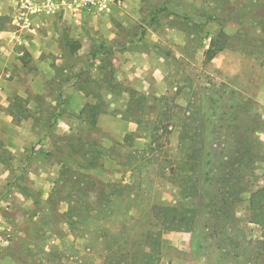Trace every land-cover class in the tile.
<instances>
[{
	"label": "rangeland",
	"instance_id": "374dc122",
	"mask_svg": "<svg viewBox=\"0 0 264 264\" xmlns=\"http://www.w3.org/2000/svg\"><path fill=\"white\" fill-rule=\"evenodd\" d=\"M136 1L138 7L120 16L115 10L107 25L87 19L73 31L52 20L12 26L14 11L0 19L10 32L0 34V264H236L232 247L216 248L204 198L205 176L223 140L211 99L221 86L237 89L256 101L264 122V0H203L205 38L200 30L177 49L162 29L161 50L148 49L155 60L163 58L165 89L150 75L145 83L126 78L113 64L119 87L102 91L99 63L90 59L94 47L115 38L116 50H143V30L153 18L156 27L172 24L169 12L186 21L179 14L182 0ZM220 32L226 48L205 63L202 50ZM68 41L80 44L77 52ZM190 48L187 59L169 52ZM79 73V83L107 104L94 127L81 114L92 99L73 84ZM59 95L67 99L65 111L50 123ZM257 138L254 181L262 187L264 124ZM17 177L30 194L7 186ZM248 198L242 197L237 220L226 230L234 241L261 237ZM160 206L194 207L198 226L194 232L161 231L157 254L147 237L161 229ZM195 235L203 248L192 251Z\"/></svg>",
	"mask_w": 264,
	"mask_h": 264
},
{
	"label": "trees",
	"instance_id": "16d2710c",
	"mask_svg": "<svg viewBox=\"0 0 264 264\" xmlns=\"http://www.w3.org/2000/svg\"><path fill=\"white\" fill-rule=\"evenodd\" d=\"M160 10V9H158ZM160 11H163L162 9ZM154 21V18L151 22ZM223 33H218L210 39L209 46L204 52V62H211L218 53L222 52L226 46ZM72 52H77L80 44L76 41H68ZM115 48L106 43H100L91 51V61L97 62L98 70L102 77V83L105 84L102 91L113 93L119 87L114 79V65L112 57ZM82 73H79L76 81L77 89L89 97L91 102H86L81 109V114L85 115V120L89 126H96L99 115L105 112V101L101 93H94L91 89L79 83ZM89 84L92 81H84ZM212 109L214 111L215 125L217 133L223 138L221 147L216 152L215 163L209 169L205 176V194L206 208L213 217L212 229L216 241V248L222 251L232 247L234 255L230 256L236 264H241L243 260L264 259V186L255 185L254 168L258 162L260 142L257 134L264 124L257 109L256 101L251 97H244L243 94L234 88H228L225 85L217 88L212 93ZM227 98V99H226ZM226 100V103L224 101ZM93 101V102H92ZM67 104L66 97L59 95L54 111L51 113L50 123H57L65 111ZM14 116V114H12ZM65 154H68L66 151ZM260 157V156H259ZM92 160V159H91ZM29 164L25 161L24 165ZM92 164V163H91ZM65 165H69L67 162ZM92 166V165H91ZM21 171L23 168H20ZM14 178L7 186H14L24 194H30L31 191L18 185ZM190 180V179H189ZM196 192L197 187L190 186ZM248 195V205L250 210V220L261 229V237L257 241L245 243L234 241L228 225L236 221L235 209L242 201V197ZM194 196V195H193ZM193 205V204H192ZM189 209H188V208ZM183 209L174 207H158V223L161 229L147 237L151 240V250L159 254L161 249V231L170 230L176 232H194L198 226V215L194 207L187 206ZM195 235L192 240V251L202 249L203 244ZM219 258L226 259L225 254H219ZM3 255L0 256L2 258ZM159 260V256L157 257Z\"/></svg>",
	"mask_w": 264,
	"mask_h": 264
},
{
	"label": "crops",
	"instance_id": "0c3cea01",
	"mask_svg": "<svg viewBox=\"0 0 264 264\" xmlns=\"http://www.w3.org/2000/svg\"><path fill=\"white\" fill-rule=\"evenodd\" d=\"M15 3L16 0H0V19L1 18H7L6 15L10 11L15 10ZM140 5L139 2L136 0H124V5L123 7L116 8L115 10L119 11V16L124 14L126 11L129 9L131 10L134 7H138ZM113 11V12H114ZM112 12V13H113ZM132 12V11H131ZM205 12V3L203 0H182V11L179 12V14H182V17L186 19L185 23L183 21L180 23L179 16L178 14L174 16L175 14L173 12L168 13V19H173V22L169 26L161 27V26H154L152 22H148L147 25L144 27V38L146 39L145 42L148 45L146 48L144 47L143 50H135L134 47H129L123 48L121 50H115L114 53V58L112 57V63L115 64V68L121 69L126 78H134V77H139L142 81L144 80L145 76H151L154 81L155 86L159 88L165 89V76L167 75V71L163 68L162 64L160 63L163 61L162 56H158V61L155 60L152 55L148 53L149 47L152 48V50H161L162 46L160 45L162 41H164L162 33H160V30L164 29L165 30V37L171 38L175 40V46L177 49H181L183 47L182 45H178L181 42H191V39L195 38V36H198L200 30L204 29V13ZM133 14V13H132ZM89 20L91 19L92 21H105L106 18H101V19H95V18H88ZM122 25L123 22L118 20ZM6 22V21H5ZM105 25H107L108 22L105 21ZM67 26L71 28V30H75L76 28L73 26L68 25L67 23H64ZM6 26L7 23L5 24ZM4 26V23H3ZM12 26H14L12 24ZM84 26V25H83ZM78 30V29H77ZM8 31L6 28H2V25L0 23V34L7 35L10 32H5ZM206 36V28L205 30L202 31L201 38H205ZM212 36H209V40ZM115 42L114 39H109L106 41V44L112 45ZM125 45H128L126 42ZM135 46V44H133ZM160 46V47H159ZM182 46V47H180ZM208 46H205L203 48V52L207 49ZM194 49L190 48V50H173V52L169 51L171 54L176 55V56H184L189 58L192 55V52ZM181 53V55L177 53ZM117 64V65H116ZM145 83V82H144Z\"/></svg>",
	"mask_w": 264,
	"mask_h": 264
},
{
	"label": "built area",
	"instance_id": "2783aa9c",
	"mask_svg": "<svg viewBox=\"0 0 264 264\" xmlns=\"http://www.w3.org/2000/svg\"><path fill=\"white\" fill-rule=\"evenodd\" d=\"M123 5L124 0H16L12 24L23 29L36 20H52L79 30L88 18H107Z\"/></svg>",
	"mask_w": 264,
	"mask_h": 264
}]
</instances>
